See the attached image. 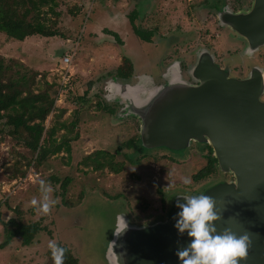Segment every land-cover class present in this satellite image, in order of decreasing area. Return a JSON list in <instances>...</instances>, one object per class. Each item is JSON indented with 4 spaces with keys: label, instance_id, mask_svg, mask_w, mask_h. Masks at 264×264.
<instances>
[{
    "label": "rangeland",
    "instance_id": "obj_1",
    "mask_svg": "<svg viewBox=\"0 0 264 264\" xmlns=\"http://www.w3.org/2000/svg\"><path fill=\"white\" fill-rule=\"evenodd\" d=\"M54 2L57 16L48 13L46 18L49 26L61 35H35L18 41L0 33V56L21 63L25 68L20 70L22 73H37L39 87L43 82L54 84L55 111L47 117L45 127L63 110L60 120L69 126L67 139L73 140L75 135L78 139L70 142L69 157L59 153L36 165L35 154L21 141L7 135L0 138V243L5 240L1 222L16 216L13 209L21 212L23 223L38 222L42 227L34 243L27 247L19 239L9 241L0 249V264H48L49 241L68 248L78 264H106L104 254L117 214H125L132 224L148 225L165 217L173 197L202 194L215 183L228 179L216 168L208 179L192 180L206 165L208 152L200 144L191 143L179 152L123 147L116 153L123 143L138 137L139 122L131 117L117 119L118 107L104 99L105 81L114 76L122 57L131 61L133 77L150 75L159 81L173 62L182 63L185 68L180 69L186 75L196 52L205 48L221 67L232 62L229 69L233 75L246 74L244 61L248 59L240 55L243 42L219 27L210 5L213 1ZM225 2L235 11L250 5L249 0ZM133 10L138 12L136 26L155 31L151 43L141 42L132 33L128 16ZM64 55L71 56L72 61L67 69L69 83L61 90L64 74L60 66ZM253 61L264 66V49L254 55ZM88 89V101L81 105L78 98ZM98 103L108 104L115 114L97 109ZM64 133L59 131L56 138ZM94 151L113 155L116 163L124 164L122 172H92L81 166V160ZM64 178H69L65 193L59 185ZM42 187H49V200H55L47 213L40 211Z\"/></svg>",
    "mask_w": 264,
    "mask_h": 264
},
{
    "label": "water",
    "instance_id": "obj_2",
    "mask_svg": "<svg viewBox=\"0 0 264 264\" xmlns=\"http://www.w3.org/2000/svg\"><path fill=\"white\" fill-rule=\"evenodd\" d=\"M249 1L236 11L227 5L212 8L219 27L243 42L246 74L233 75L232 62L221 67L201 48L186 75L173 62L162 72L161 84L150 75L113 76L105 81L104 99L119 105L117 119L139 122L138 150L179 152L191 143L211 148L217 170L228 176L202 193L215 201L213 226L248 234L247 255L238 264H264V66L253 61L264 49V0ZM184 196L173 197L165 217L148 225L131 224L124 214L128 229L121 236L112 233L106 264H179L175 252L189 239L174 227Z\"/></svg>",
    "mask_w": 264,
    "mask_h": 264
},
{
    "label": "trees",
    "instance_id": "obj_3",
    "mask_svg": "<svg viewBox=\"0 0 264 264\" xmlns=\"http://www.w3.org/2000/svg\"><path fill=\"white\" fill-rule=\"evenodd\" d=\"M212 1L213 3L210 4L212 8L225 4V0ZM55 6L54 0H0V33L9 39L18 41L35 35L41 37L60 36L61 34L55 28L49 26L48 18H46L48 13L57 16L54 12ZM45 8H47V12L44 11ZM137 17L136 10H133L128 16L132 32L142 42L151 43L155 31H147L136 26ZM112 36L119 41L117 34L113 33ZM22 69L25 68L21 63L5 60L0 56V138L7 135L21 141L26 149L35 154L36 165H41L59 153H65L69 157L70 142L78 139V136L75 135L73 140L67 139L66 133L69 126L60 120L64 111H60L48 128L45 127L47 117L55 111L54 84L43 82L41 88L39 81L36 80L38 74L34 72L22 73ZM132 75L131 61L122 57L121 64L116 68L114 76L119 79H128ZM89 91V89L86 90L78 98L81 105L88 101L85 98ZM97 109H106L114 114L113 109L106 103L104 106L98 103ZM61 130L65 133L58 139L56 134ZM136 144H139V137L123 143L116 149V153H120L123 147L132 149L136 147ZM206 149L208 152L205 157L206 165L192 176L194 182L208 179L215 172L216 160L212 156L211 148L207 146ZM79 164L92 172L107 169L114 174L121 173L124 165L116 163L114 156L105 151H94L86 155ZM55 182H59L58 179H55ZM68 183L69 178H64L60 182V189L63 193L66 192ZM13 212L16 214L15 217L1 222L5 240L0 243V249L5 248L12 239H19L21 245L27 247L34 243L36 235L42 230L38 222L23 223L19 210L13 209ZM58 246L65 250L63 264H78L77 259L68 248ZM48 255V264H53L51 253L49 252Z\"/></svg>",
    "mask_w": 264,
    "mask_h": 264
},
{
    "label": "clouds",
    "instance_id": "obj_4",
    "mask_svg": "<svg viewBox=\"0 0 264 264\" xmlns=\"http://www.w3.org/2000/svg\"><path fill=\"white\" fill-rule=\"evenodd\" d=\"M43 183L41 182L42 185ZM184 183L187 184L188 180ZM50 191L49 187H42L41 212L47 213L50 205L55 204V200H49ZM184 200V203L178 204L179 219L174 225L179 233L186 232L189 238L187 244L175 252L179 264H238L239 259L246 257L250 245L247 233L237 236L229 228L218 232L213 226L212 222L218 216L214 211L215 201L212 197L205 194L186 195ZM32 202L35 203V200ZM128 226L124 214L118 215L113 235H123ZM111 244L113 248L114 242ZM48 248L53 264H63L64 248L53 241L48 242Z\"/></svg>",
    "mask_w": 264,
    "mask_h": 264
},
{
    "label": "built area",
    "instance_id": "obj_5",
    "mask_svg": "<svg viewBox=\"0 0 264 264\" xmlns=\"http://www.w3.org/2000/svg\"><path fill=\"white\" fill-rule=\"evenodd\" d=\"M71 61H72V57L69 55H64L61 60L60 70L63 71L64 74L60 86L61 90L65 89L69 83L70 71H68L67 69L71 66Z\"/></svg>",
    "mask_w": 264,
    "mask_h": 264
},
{
    "label": "flooded vegetation",
    "instance_id": "obj_6",
    "mask_svg": "<svg viewBox=\"0 0 264 264\" xmlns=\"http://www.w3.org/2000/svg\"><path fill=\"white\" fill-rule=\"evenodd\" d=\"M224 5H227L226 2H225ZM232 11H235V10L232 9ZM132 33H133V32H132ZM133 34H134V33H133ZM134 35H135V34H134ZM135 37H137V36H135ZM137 38H138V37H137ZM138 39H139V38H138ZM139 40H140V39H139ZM140 41H141V40H140ZM141 42H142V41H141ZM143 43H144V42H143ZM148 44H149V43H148ZM179 66L181 67L182 70H184L185 67H184V65H183L182 63H180ZM154 80H155V83H157V84H161V82H159L155 77H154ZM113 104H115V103H113ZM115 106H117V107H118L117 109L119 110V108H120L119 105H118V104H115ZM113 111H114V110H113ZM108 113H110V112H108ZM116 113H117V111H116ZM110 114H111V113H110ZM114 114H115V111H114ZM201 147L206 148L207 146H206V145H205V146L201 145ZM226 177H227V176H226ZM195 195H197V193H196ZM163 218H164V217H163ZM163 218H162V217H158L157 220H161V219H163ZM128 219H129V218H128ZM155 221H156V220H155ZM155 221H154V222H155ZM152 223H153V222H152ZM131 224H132V223H131Z\"/></svg>",
    "mask_w": 264,
    "mask_h": 264
}]
</instances>
